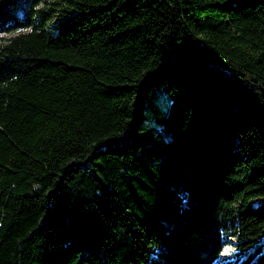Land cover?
Here are the masks:
<instances>
[{
	"label": "trees",
	"instance_id": "1",
	"mask_svg": "<svg viewBox=\"0 0 264 264\" xmlns=\"http://www.w3.org/2000/svg\"><path fill=\"white\" fill-rule=\"evenodd\" d=\"M227 237L264 264V0H0V264Z\"/></svg>",
	"mask_w": 264,
	"mask_h": 264
},
{
	"label": "rangeland",
	"instance_id": "2",
	"mask_svg": "<svg viewBox=\"0 0 264 264\" xmlns=\"http://www.w3.org/2000/svg\"><path fill=\"white\" fill-rule=\"evenodd\" d=\"M228 243L226 244L221 256L218 259V263L221 264H235V246H234V238L227 237Z\"/></svg>",
	"mask_w": 264,
	"mask_h": 264
}]
</instances>
